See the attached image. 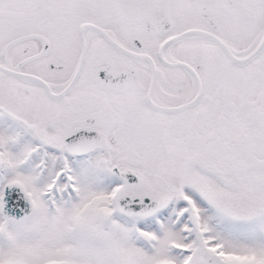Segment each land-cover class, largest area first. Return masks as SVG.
I'll list each match as a JSON object with an SVG mask.
<instances>
[{
  "label": "snow or ice",
  "instance_id": "6c2138e0",
  "mask_svg": "<svg viewBox=\"0 0 264 264\" xmlns=\"http://www.w3.org/2000/svg\"><path fill=\"white\" fill-rule=\"evenodd\" d=\"M0 264H264V0H0Z\"/></svg>",
  "mask_w": 264,
  "mask_h": 264
}]
</instances>
